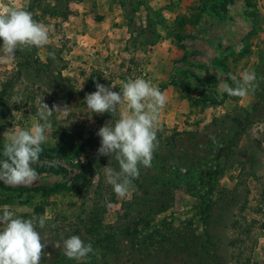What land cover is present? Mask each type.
Segmentation results:
<instances>
[{
  "label": "rangeland",
  "instance_id": "obj_1",
  "mask_svg": "<svg viewBox=\"0 0 264 264\" xmlns=\"http://www.w3.org/2000/svg\"><path fill=\"white\" fill-rule=\"evenodd\" d=\"M31 2L0 0V12L8 8H27ZM69 9L71 13L67 19L35 10L39 22L51 29L47 46L30 49L40 61L35 62V67L41 64L42 71L38 74L34 67L23 70V78L13 89V97H21V103H14L12 97L11 115L0 119L2 160L9 134L16 129H30L38 122V101L43 100L50 108L53 104L71 108L66 116L54 112L50 118L52 128L46 133V150L40 154L39 162L32 165L38 178L31 185H54L73 180L76 175L80 176V182L75 188L52 196L35 195L29 198L30 203L23 202L28 198L24 195L0 205V209L4 205L11 206L19 216L24 213L36 216L35 205L41 203L44 212L40 216L49 223H65L67 229L82 212V207L90 203L97 183V176L92 177L86 169L87 159L94 152L91 145L100 140L96 133L108 121L118 118L110 113H91L87 109L85 96L96 91V82L108 87L113 85L112 90L118 92L129 79L141 77L151 81L167 96L158 128L170 134L174 128L195 129L197 122L204 126L214 115L236 105L252 107L258 96L255 90L237 102L223 99L224 93L217 90V85L229 84L232 76L239 78L244 71L257 75L264 62V0H169L160 7L153 6L150 0H82L71 2ZM128 16L134 17V27H153L160 34L158 41L135 51L128 43ZM178 34L184 39L178 40ZM147 35L155 37L157 34L148 29ZM53 50L58 52L55 59L49 56ZM49 58L56 64L49 65ZM17 67L16 55L6 63L0 62V81L14 75ZM57 67H62V77H68L69 83L61 81ZM54 84H59L66 97L54 92ZM256 84L259 85L257 81ZM203 98L207 99L206 103L194 104L195 99ZM214 99L218 101L216 104H212ZM120 110L123 111L124 106ZM259 112L249 132L260 141L262 149L257 150L253 176L246 182L250 193L246 209L238 217L241 222L237 230L239 235L234 236L229 227L218 230L225 243L239 237L236 248L239 264H264V106ZM61 137L84 145L82 157L68 159L53 151ZM238 172V166L230 170L221 184L226 188L234 187ZM131 194L132 190L126 198ZM126 198L108 204L106 222L115 221L122 209V200ZM196 204L197 197L179 191L173 206L158 218L165 217L176 225L191 221L196 233L201 235L204 226ZM41 231L48 240L46 254L41 259L46 260L62 251L55 244L70 234H60L49 227ZM223 251L225 264H236V260L231 259V248L226 246ZM170 264H182V261L173 259Z\"/></svg>",
  "mask_w": 264,
  "mask_h": 264
},
{
  "label": "trees",
  "instance_id": "obj_2",
  "mask_svg": "<svg viewBox=\"0 0 264 264\" xmlns=\"http://www.w3.org/2000/svg\"><path fill=\"white\" fill-rule=\"evenodd\" d=\"M73 1L82 0H55L54 3L50 0H32L27 8L18 9L30 11L38 22L40 17L37 16L36 9H41L44 15L67 19L71 13L69 4ZM155 12L159 13V10ZM127 20L130 33L128 43L135 51L143 50L158 41L160 34L153 27H134L133 16H128ZM182 21L184 25L185 22ZM148 29L157 35L149 37ZM177 37L178 40L184 39L181 34ZM15 55L17 71L0 81V119L11 115L13 89L23 78V70L34 67L38 74L42 71L39 66L41 64L36 67L34 65L35 62H40L36 59L34 50H17ZM53 63L56 64L49 58V65ZM61 70L62 67H57L58 77L62 82L69 83L70 79L62 77ZM256 76L259 85L255 87V92L258 96L252 107L236 105L222 114L214 115L204 126L197 122L195 129L174 128L170 134H165L158 128L159 146L154 153L152 166L140 168L139 178L133 181L131 196L122 200L121 211L115 221L109 223L105 221L107 206L116 203L119 197L113 192L112 186L106 183L104 167L111 166L119 170V165L114 157L98 155L100 140L93 143L91 146L94 152L87 159L86 169L92 177L97 176L98 179L92 190L90 203L86 208L82 207V212L74 222L71 221L68 229L65 223L57 224V221L47 222L46 227L60 234L67 232L70 236H80L86 243L92 244L94 253L89 254L85 261H76L67 258L60 251L53 257L41 260V264H170L173 259L181 260L182 264H225L223 248L226 246L231 248V259L239 264L236 254L239 237H233L225 243L218 230L219 227H229L234 236H237V230L241 228L238 217L245 211L250 193L246 182L253 176L256 153L262 149L260 141L252 137L249 129L257 122L259 111L264 106L263 61ZM229 85L234 86L232 80ZM53 89L66 97L59 84H54ZM70 92L71 95L72 91ZM240 98L223 94L225 100L238 102ZM204 102L207 99L194 100V104ZM217 102L214 99L212 104ZM42 148L44 153V144ZM84 150V145L66 137H61L53 147V151L68 159L82 157ZM237 166L239 172L234 187H224L221 179ZM79 177L76 175L73 180L54 185L9 186L0 182V205L13 202L16 197L24 195L28 198L23 202L30 203L29 198L35 195L48 197L69 191L80 182ZM179 191L198 198L197 214L204 226L201 235L196 233L191 221L176 225L165 217L158 218L173 206ZM41 212H44V206L38 203L35 205L36 216H40ZM20 216L31 218L32 214L24 213Z\"/></svg>",
  "mask_w": 264,
  "mask_h": 264
},
{
  "label": "clouds",
  "instance_id": "obj_3",
  "mask_svg": "<svg viewBox=\"0 0 264 264\" xmlns=\"http://www.w3.org/2000/svg\"><path fill=\"white\" fill-rule=\"evenodd\" d=\"M50 26L34 19L25 9L8 8L0 12V62L10 61L17 50H30L48 45ZM55 59V52H49ZM234 86L226 82L217 85V90L230 96L246 97L254 91L256 74L244 71L240 77H231ZM96 91L86 94L85 104L91 113H110L118 116L100 127L98 155L109 156L118 162L119 170L104 167L105 180L112 186L119 198H126L134 188L133 181L140 176V168L152 166L154 153L159 146L157 140L158 119L167 104V96L151 81L138 77L129 79L122 85V91L95 83ZM21 97H13L14 103H21ZM38 122L30 129H16L8 136L3 148L4 159L0 160V182L9 186H28L34 183L38 174L32 167L39 162L42 145L47 140L46 133L52 128L54 112L63 116L71 108L38 101ZM121 106L124 110L121 111ZM44 216L23 218L9 205L0 209V264H41L48 240L41 231L46 227ZM40 229V230H38ZM64 255L72 260L85 261L94 253L91 243L80 236L71 235L55 244Z\"/></svg>",
  "mask_w": 264,
  "mask_h": 264
},
{
  "label": "crops",
  "instance_id": "obj_4",
  "mask_svg": "<svg viewBox=\"0 0 264 264\" xmlns=\"http://www.w3.org/2000/svg\"><path fill=\"white\" fill-rule=\"evenodd\" d=\"M151 4L155 7H160L161 4L169 2V0H150Z\"/></svg>",
  "mask_w": 264,
  "mask_h": 264
}]
</instances>
